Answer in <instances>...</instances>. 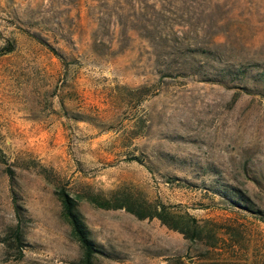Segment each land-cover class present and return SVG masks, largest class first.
<instances>
[{
    "label": "rangeland",
    "instance_id": "374dc122",
    "mask_svg": "<svg viewBox=\"0 0 264 264\" xmlns=\"http://www.w3.org/2000/svg\"><path fill=\"white\" fill-rule=\"evenodd\" d=\"M6 40L0 264H80L60 188L89 264H264V0H0Z\"/></svg>",
    "mask_w": 264,
    "mask_h": 264
},
{
    "label": "trees",
    "instance_id": "16d2710c",
    "mask_svg": "<svg viewBox=\"0 0 264 264\" xmlns=\"http://www.w3.org/2000/svg\"><path fill=\"white\" fill-rule=\"evenodd\" d=\"M44 43L49 47L51 51H53V53L60 56V54L51 45L47 44L46 42ZM11 49H12L11 41L6 40L4 44L0 47V54L8 52ZM259 74L264 78V67L259 70ZM56 196L61 207V213L69 226V231L81 249L80 264H89L94 252L98 250V246L91 239L89 235V231L85 226L83 220L81 219V215L76 208V200L72 195H70L62 188L56 190ZM125 208L133 212L139 218L156 215L161 221H163L164 223L166 222L164 217L160 214V211L155 213L152 212L142 213L139 212V210H133L129 205H126ZM252 211L259 212L258 209H254ZM167 225L174 229H178L179 231L182 232V229L176 226L175 224H167ZM12 236H13L12 240H14L16 243L21 241L20 240L21 233L19 231V228L12 230Z\"/></svg>",
    "mask_w": 264,
    "mask_h": 264
}]
</instances>
